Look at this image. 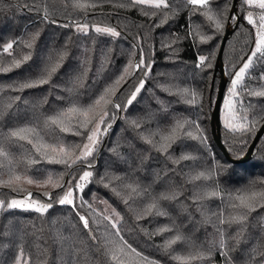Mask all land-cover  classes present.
<instances>
[{
    "label": "trees",
    "instance_id": "obj_1",
    "mask_svg": "<svg viewBox=\"0 0 264 264\" xmlns=\"http://www.w3.org/2000/svg\"><path fill=\"white\" fill-rule=\"evenodd\" d=\"M77 2L95 4V7L77 9L73 6ZM167 2L169 8L163 11L168 12L169 16L165 23L160 24L163 14L160 10H156L157 15L152 16L150 5L118 6L120 3L126 4L127 0H112L111 3L104 0H0V65L8 66L11 60L2 51L4 43L27 40L32 33L40 32L32 50L14 43L10 50L14 56L20 58L17 53L32 51V58L19 68L0 73V85L35 77L44 68L50 53L54 56L60 50L68 53L49 84L23 92L10 89L0 92V141L10 129L32 124L45 137V143H55L57 137L65 144L81 143L82 137L73 132H61L59 126L50 123L45 127V118L68 106L70 100L84 106L92 103L121 74L125 75L126 82L122 81L116 86L115 95L109 93L106 98L124 105L142 76L137 69L134 70L139 56L138 49L132 48L134 43L142 45L146 55L151 50L150 59L154 61L145 87L132 106L119 111L111 104L104 105L102 102L97 108L98 113L103 109L115 115V119L110 121L111 128L100 135L94 152L95 166L91 169L93 177L82 194L92 207L85 205L79 208L81 214H89L90 227L97 241H92L87 230L83 229L76 215L77 209L56 203L55 196L62 190L51 186L49 190L33 192V198L41 202H49L41 191L53 196V207L47 213L40 214L24 208L5 207L0 210V264H13L20 245L31 257V264H107L98 245L103 244L107 232L114 230L108 221L103 220L105 213L100 200L122 217L119 228L124 239L160 264H182L171 256L187 257L189 254L195 255L197 251L205 254L203 258L189 259L186 264H225L224 257L219 254L221 238L226 245L223 250L229 253L235 264H250V256L254 252H264V207L257 206L242 224L232 222L231 226L228 223L219 225L217 220L219 214L228 220L242 211L241 208L231 207L232 203L239 204L234 197L243 194L251 182L264 180V132L256 141L249 158L238 161L255 134L244 144L239 133H232L219 125V138L227 152L225 156L215 143L210 126L212 105L221 81L217 61L221 40L229 30L221 51L222 65L229 74L242 64L239 58H246V54L250 53L255 35L253 26L247 23L245 13L240 11L239 0L235 2L234 12L231 11L232 0H210L208 7L212 10H222L228 3L227 15L237 16L233 24L229 21L219 33L214 23L202 15L204 10L194 12L193 6L187 5L185 0ZM45 8L49 12V21L42 18ZM143 11H148L149 15H144ZM85 20L90 26L87 34L77 31L74 25L60 26ZM158 24V27L155 26ZM93 25L115 27L121 35L97 34ZM201 35L211 36L212 39L203 43ZM213 51L215 58L210 57L211 68L196 67L199 55L209 56ZM132 52L137 55L131 56ZM85 58L89 61L87 67L90 70L83 78V87H80L72 81L80 74L81 62ZM129 59L133 61L131 66ZM233 65L236 67L233 68ZM125 67L129 68L128 73H123ZM262 73L264 63H256L250 69V75L246 74L243 83L247 87L243 91L241 85L238 87L239 105L264 107V97L249 95L250 91H264V80L258 79ZM69 87L73 88L71 94L65 90ZM184 88L200 94L195 104L186 102L190 97L179 91ZM17 95L21 97L18 101L13 99ZM59 96L64 99H57ZM9 104L11 107H6ZM162 106H166V110ZM252 118L250 110L249 119ZM177 119L198 120L207 138L206 143L181 135L167 153L157 151L147 143L146 138L152 139L157 146L164 143L161 134L167 135ZM132 121H136L139 127L133 125ZM263 121L257 125V130ZM92 126L89 125L90 128ZM185 129L195 133V129H188L187 125ZM2 146L11 155L0 157V180L8 179L10 168L17 175L28 178H45L51 173L55 179L58 173L66 171L64 165L42 159L27 141L3 143ZM78 152L79 149L76 150ZM181 155L193 158L174 163L173 160ZM28 158L38 162L28 165ZM78 168L75 166L69 171L77 172ZM209 171L210 179H196L200 172L207 174ZM68 179V176L64 177V181ZM215 185L219 186L220 195L205 196L204 193ZM16 186L28 191L18 184ZM262 187L257 183L255 190ZM26 191L16 192L0 185V199L7 202ZM162 193L174 198L160 200ZM154 200L161 211L168 213L167 216L157 215L156 209L144 214V209ZM76 204H80L79 198ZM217 226L223 232V237L217 231ZM160 227H168L171 231L149 235ZM241 229L243 231L237 242L233 237ZM177 230L184 239L172 245L175 251L169 254L162 246L167 238L177 234ZM209 248L212 249L211 253L208 252ZM255 259L259 260L260 256L256 255Z\"/></svg>",
    "mask_w": 264,
    "mask_h": 264
},
{
    "label": "snow or ice",
    "instance_id": "obj_2",
    "mask_svg": "<svg viewBox=\"0 0 264 264\" xmlns=\"http://www.w3.org/2000/svg\"><path fill=\"white\" fill-rule=\"evenodd\" d=\"M104 2L111 3L112 0H104ZM187 5L193 6L192 10L202 11V15H204L208 21L213 22L215 26L216 32H222L229 21H235L237 19L236 15H232L229 17L227 15V11L229 9V4L226 3L222 10L214 11L209 6L210 0H185ZM141 5H150L153 11L151 12L152 16L157 15L156 10H160L163 14L160 18V24H163L167 21L169 13L163 11L164 9L169 8V4L167 0H127V3H120L118 6L121 8L124 7H137ZM247 5L249 8L258 9L257 13L258 20L254 19V13L251 10H247V14L245 19L247 23L255 29V35L253 39L254 47L250 49V54H246L247 58L241 56L239 59L242 62V66H240L237 70L230 75V87L227 89V95L224 98V108H225V117H224V126L227 130L232 133H239L241 136V142L247 144V139H250L253 134H255L257 130V125L260 124L262 120H264V107H254L249 104L245 106L244 104H240L237 107V104L233 102V98L237 97V87L241 85V91L244 90V85L246 74L250 75V69L256 63H264V0H241V8L240 11L243 12L246 9L244 6ZM27 6V5H26ZM77 9H87L88 7H95V4L87 5L81 3H75L73 5ZM174 11V10H173ZM144 15H149L148 11H143ZM45 21H49V12L47 8L43 11V17ZM50 22L56 23L55 20H51ZM74 25L77 31L87 34L89 30V23L87 20L73 21L71 24H63L60 25L62 27H70ZM155 26H159L155 25ZM95 32L97 34H107L112 37H119L121 33L116 30L115 27H99L93 25ZM191 34V32L189 33ZM39 30L35 33H32L30 38L27 40L21 41H9L3 44L2 51L7 53L9 57H11L8 66L0 65V73H8L12 69L19 68L23 63L31 60L32 51H28L27 53H17L20 58L14 56L10 50L13 49L14 43H19L24 46V48L32 50L34 45L39 37ZM176 39H179L177 37ZM211 36L201 35L200 40L203 43L211 40ZM175 42V41H174ZM67 44L65 45V48ZM170 47V45H169ZM133 49H138L139 56L135 62V68L138 72L142 73V76L139 78V83L134 86V90L130 93V96L127 98L126 103L121 105L119 103H115L111 99H107L109 93L115 95L116 86L120 85L122 81H125V75H119L115 81L105 87L103 93L98 96L92 103L88 105H80L77 101L70 100L68 106L61 108L58 112H56L52 116H48L44 120V126L48 127L49 123L54 126H59V130L61 132H73L74 135L82 137L81 143L75 144H65L59 137L56 138L55 143H45V137L42 136L37 131V126L32 124H27L23 126H18L15 129H10L7 133L3 134V141H0V157H8L11 155L2 146L3 143L17 142V141H27L28 144H31L35 149L36 153H39L42 159L48 160L51 163L62 164L65 166L66 171L62 173H58L56 178H53V174L48 173L45 178H28L25 177L26 182L28 184H36L38 186H48L51 185L53 188L61 189V193L55 196V201L59 205H68L72 206L74 209H77L76 215L79 217V221L82 223L83 229L87 230L89 237L92 241H97V236L94 234V231L90 227V222L88 215L89 214H81L79 211L80 207L87 205L89 208L92 205L84 199L83 193L85 189V185L91 182V178L93 177V171L91 169L94 168V152L96 147L100 142L101 133H107L108 129L111 128L112 124L110 121L115 119V115H110L108 111L101 109L98 113L97 108L101 106L102 102L104 105L111 104L112 107L119 111L126 110L127 107L132 106L133 102L137 99V95L144 89L145 82L147 77L151 73V69L154 61L150 59L151 50H149V55L145 54V50L140 44L134 43L132 45ZM88 52V49H85ZM68 53L66 50H60L55 52V56L53 54H49L45 60V66L43 69L35 77H27L21 81H16L7 85H0V92H3L5 89H10L16 92H23L27 89H33L35 87L43 86L45 84H49L54 74L57 73L58 69L61 67ZM131 56H136V52L130 53ZM210 57L215 58V51L211 52L209 56L199 55L198 63L196 67L198 68H211L212 64L210 62ZM207 61V63H206ZM89 63L88 59L85 58L81 62V72L80 74L72 81L73 84H78L80 87H83V78L87 76L89 72V68L87 64ZM129 66L133 64V61L129 59ZM236 66L233 65V68ZM129 68L125 67L123 69V73H128ZM264 80V73L258 78ZM126 82V81H125ZM68 93H73V88L69 87L65 89ZM163 90V89H162ZM181 91L186 96L190 97L186 99L187 103L195 104L196 98L200 95L197 91L184 88ZM249 95H255L258 97H264V91H250ZM14 100H20L21 97L19 95L13 98ZM57 99L63 100L64 97L59 96ZM44 102H47V97L44 98ZM6 107H11V105H6ZM163 110H166V106H162ZM251 110L253 118L249 119V111ZM133 125L139 127L136 121H132ZM89 125H93L91 128ZM185 125L188 126V129H195V133L193 131L185 129ZM204 130L201 127L198 120L189 121L187 119L180 120L177 119L175 126L171 128V131L167 135L161 134V140L164 143L159 144L154 142L152 139H147V143L156 148L157 151H161L167 153L168 149L172 146L173 143L181 136L190 137L193 139H199L202 144L206 143V136L203 134ZM15 138V140H13ZM79 149L78 154L76 150ZM172 159V157H169ZM193 157L188 155H181L179 158L174 159V163H179L182 160H188ZM38 161L33 158L27 159V164L31 165L37 163ZM11 163V161H10ZM82 165V168H78L77 172L69 171L73 169L77 164ZM68 176L69 179L64 181V177ZM200 177H204L205 179L211 178V172L209 171L207 174L205 172H200L196 179ZM21 180V176L17 175L16 172L10 168L8 179L0 180V185L7 186L12 189V191H26L24 189L18 188L16 186V182ZM103 178H101V182ZM259 183L261 186H264V180L256 182L253 181L249 185L248 189L243 194H238L234 197V200L239 201V204L232 203L231 207L233 208H241L243 209L236 215H232L230 219L226 220L222 214L217 215L218 224L222 225L228 223L231 226L232 222L242 224L247 221L250 213L256 210L257 206L264 207V187L260 190H255L256 185ZM131 187V186H129ZM115 191V190H114ZM220 189L218 185H215L212 190L204 193L205 196L216 197L220 195ZM44 196L48 197L49 202H41L38 199L33 198V194L31 192H26L25 199H16L12 198L9 201H5L0 199V210L4 209H20L26 208L33 210L37 213L44 214L47 213L49 209L53 207V196L48 192L43 193ZM79 198L80 204H76V200ZM174 196H169L166 194H160V200H170L173 199ZM27 201V203H25ZM106 203V202H105ZM127 203V201H125ZM156 209V214L161 216H167L168 213L161 211L157 201H153L149 203L147 207L144 209V214L147 215ZM107 211V210H106ZM111 215L103 214V220L108 221L111 229L114 232H107L104 237V242L102 245H98V247L102 248L103 255L106 257L107 264H160V262L156 259L150 258L148 255L143 254V251L137 250V247H133L131 243H128L127 240L120 233L119 224L122 220L120 214L116 212L114 208L111 209ZM141 218V217H138ZM264 219V218H262ZM94 223H98V221H93ZM107 227V225H106ZM167 231H171L168 227H160L156 229L154 233L149 235H155L158 233H164ZM217 231L220 233L221 237H223V232L217 226ZM243 229L236 233V236L233 237L237 239L239 242V237ZM184 237L177 230V234L172 236L171 238H167L163 247V250L169 254L174 252L175 249H172V245L176 244L177 241L183 240ZM220 244V252L219 254L224 257L225 264H235L234 261L231 260L229 253L224 251L223 249L226 247L225 241L223 238L219 241ZM212 249L209 248L208 252L211 253ZM205 254L203 252L197 251L195 255L189 254L187 257L172 255L171 258L176 261H181L182 264H186V261L189 259H200L203 258ZM259 255L260 259L256 260L255 256ZM134 257V259H133ZM13 264H31V257L26 255L23 245L19 246V251L14 257ZM250 264H264V252H254L250 256Z\"/></svg>",
    "mask_w": 264,
    "mask_h": 264
},
{
    "label": "water",
    "instance_id": "obj_3",
    "mask_svg": "<svg viewBox=\"0 0 264 264\" xmlns=\"http://www.w3.org/2000/svg\"><path fill=\"white\" fill-rule=\"evenodd\" d=\"M235 2H236V0H232V10H231L232 12H234V10H235ZM228 31L229 30H227V32ZM227 32H226V34H227ZM226 34L223 36V38L221 40L220 47H219L218 54H217V61H218V65H219L221 81L218 85L216 97L213 101L212 111H211V120H210V126H211V132L213 135V139H214L215 143L217 144L218 148L223 152V154L225 156H227V152L225 151V149L221 143V140L219 138V106H220V102L222 100L223 92H224V88H225V77H224V72H223V65L221 62V51H222V47H223V44H224V41L226 38ZM263 132H264V121L261 123L260 127L258 128L255 135L253 136L250 144L247 147V150L245 151L243 156L238 159V161H243V160H246L249 158L256 141L263 134Z\"/></svg>",
    "mask_w": 264,
    "mask_h": 264
},
{
    "label": "rangeland",
    "instance_id": "obj_4",
    "mask_svg": "<svg viewBox=\"0 0 264 264\" xmlns=\"http://www.w3.org/2000/svg\"><path fill=\"white\" fill-rule=\"evenodd\" d=\"M239 8H241V0H239ZM244 8L246 9L245 11H243L244 13H245V16H246V14H247V10H251V11H253V13H254V16H253V18L254 19H257L258 20V16H257V13L259 12V10L258 9H255V8H249V6H247V5H245L244 6ZM230 24H233V21H230ZM254 29V28H253ZM254 33H255V29H254ZM252 47H254V44H253V46ZM250 54V53H249ZM247 58V57H246ZM245 58V59H246ZM240 66H242V64L240 65ZM239 66V67H240ZM238 67V68H239ZM237 68V69H238ZM136 68H135V63H134V70H135ZM236 69V70H237ZM223 72H224V77H225V88H224V92H223V97H222V100H221V102H220V106H219V125H220V127L221 128H223V129H226L225 128V126H224V117H225V108H224V98H225V96L227 95V89L230 87V75L229 74H227V72H226V70H225V66H223ZM238 87H239V85H238ZM238 87H237V92H238ZM233 102L234 103H236L237 104V107H239V103H240V101H239V99H238V95H237V97H234L233 98ZM110 129V128H109ZM108 129V130H109ZM227 130V129H226ZM229 131V130H228ZM94 164H95V162H93ZM77 167H79V168H82V165H80V164H78V165H76ZM16 184H18L19 186H21V187H23V188H27V190L28 191H26V192H31L32 194H33V192L35 191V190H49L50 188H51V185H48V186H38V185H36V184H28L27 182H26V179H25V177H21V180L20 181H18V182H16ZM42 193H44L43 191H41ZM42 196H44L43 194H41ZM25 196H26V193L25 194H23L22 196H16L15 198L16 199H25ZM46 197V196H45ZM46 199H48V197H46ZM39 200V199H38ZM25 203H27V201H25ZM99 204H100V206H101V208H102V210H103V212L105 213V214H107V215H111L112 213H111V207L107 204V203H105V201H103V200H100V202H99ZM24 209H26V208H24ZM107 210V211H106Z\"/></svg>",
    "mask_w": 264,
    "mask_h": 264
}]
</instances>
